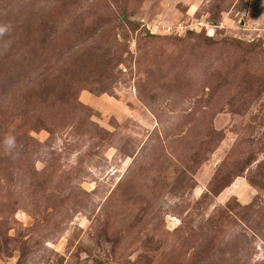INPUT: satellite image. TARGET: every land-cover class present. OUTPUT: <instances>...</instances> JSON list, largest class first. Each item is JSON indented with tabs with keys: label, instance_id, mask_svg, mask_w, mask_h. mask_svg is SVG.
<instances>
[{
	"label": "rangeland",
	"instance_id": "rangeland-1",
	"mask_svg": "<svg viewBox=\"0 0 264 264\" xmlns=\"http://www.w3.org/2000/svg\"><path fill=\"white\" fill-rule=\"evenodd\" d=\"M0 26V264H264V0H0Z\"/></svg>",
	"mask_w": 264,
	"mask_h": 264
},
{
	"label": "clouds",
	"instance_id": "clouds-1",
	"mask_svg": "<svg viewBox=\"0 0 264 264\" xmlns=\"http://www.w3.org/2000/svg\"><path fill=\"white\" fill-rule=\"evenodd\" d=\"M6 31H7L6 27L0 26V35H3ZM3 145L6 153L18 154L15 153V150L17 148V141L15 136L12 135L5 136L3 140Z\"/></svg>",
	"mask_w": 264,
	"mask_h": 264
}]
</instances>
